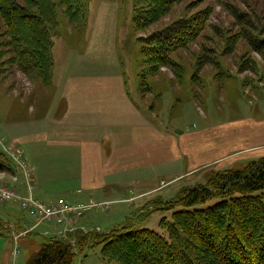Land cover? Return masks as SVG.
Wrapping results in <instances>:
<instances>
[{"label": "rangeland", "instance_id": "1", "mask_svg": "<svg viewBox=\"0 0 264 264\" xmlns=\"http://www.w3.org/2000/svg\"><path fill=\"white\" fill-rule=\"evenodd\" d=\"M79 6L84 15L80 21H68L63 9H57L56 27L52 29L54 64L48 86L13 65L3 64L9 54L0 58V150L5 155L12 151L16 156L9 172L0 171V194H8L0 195V222L4 225L0 264H26L39 244L55 235L75 238L92 228L107 233L123 226L127 218L136 229L159 231L160 219L169 218L172 210L133 217L134 210L142 207L136 204L139 199H150L146 207L157 206L155 198L167 202L181 189L205 184L214 173L240 170L264 158V0H185L175 5L152 30L199 11L207 14V19L200 35L186 49L174 53L176 66L155 72L148 71L149 65L140 52L138 38L145 33L135 32L132 26V0H83ZM2 32L0 22V43L4 41ZM1 49L6 51L5 47ZM58 75L64 79L105 75L119 82L130 99L156 122L158 130L152 134L173 135L177 156L161 162L174 164L154 166L155 174L151 176L128 175L127 180L109 185L112 189L105 192L104 201L64 198L76 208L54 223L37 208L27 215L17 206L19 194L30 196L29 186L36 198L31 168L26 163L28 182L17 157L20 154L24 161V148L33 161L30 150L34 145H26L21 136V148L6 136H13L14 126L34 125L44 116L56 118L67 110L63 90L53 87ZM143 81L150 90L144 85L141 88ZM43 126H35L32 134L43 135L39 132ZM199 145L206 150L200 156L195 149ZM35 147L44 152L46 161L61 159L65 154L45 143ZM144 147L142 153L146 152ZM217 150H223L218 158L214 157ZM124 161L120 160L122 164L133 162L130 157L129 163ZM110 162L113 166L115 160ZM54 166L57 173L63 171L59 164ZM96 196L102 198V193ZM59 198L63 197L54 200ZM35 200L46 204L54 201ZM100 249L96 246L77 254L74 264H120L102 260Z\"/></svg>", "mask_w": 264, "mask_h": 264}, {"label": "trees", "instance_id": "2", "mask_svg": "<svg viewBox=\"0 0 264 264\" xmlns=\"http://www.w3.org/2000/svg\"><path fill=\"white\" fill-rule=\"evenodd\" d=\"M82 1L0 0L4 38L0 58L10 55L3 64L48 86L57 9H63L68 21H80ZM184 1L132 0L131 23L135 32L145 33L138 40L149 72L176 66L174 53L186 49L204 27L207 14L199 11L151 29ZM143 85L150 90L145 81ZM10 169L0 150V171ZM153 202L158 205L146 207L147 202L133 217L172 210L169 218L160 219L159 231L136 229L127 218L123 226L107 233L92 230L75 238L48 239L26 264H74L77 254L96 246H101L102 260L120 264H264V158L240 170L214 173L205 184L181 189L167 202L159 198ZM3 227L0 222V233Z\"/></svg>", "mask_w": 264, "mask_h": 264}, {"label": "crops", "instance_id": "3", "mask_svg": "<svg viewBox=\"0 0 264 264\" xmlns=\"http://www.w3.org/2000/svg\"><path fill=\"white\" fill-rule=\"evenodd\" d=\"M53 87L63 90L67 110L56 118L44 116L34 125L14 126L13 136H6V140H13L20 147L21 136L27 141L26 145H34L30 150L33 161L21 148L32 171L37 199L51 201L63 197L79 202H101L105 200V192L112 189L109 185L127 180L128 175L148 173L151 176L155 174L154 166L174 164V161L161 164L177 156L173 135L152 134L158 130L156 122L130 99L119 82L105 75H72L67 79L58 75ZM35 126H43L39 132L44 134H32ZM41 143L65 154L61 159L46 161L44 152L35 147ZM143 146L144 153L141 152ZM195 149L199 156L205 150L201 145ZM222 151L217 150L214 157L218 158ZM129 157L132 163L120 162L125 159L123 163H129ZM110 159L115 160L113 166ZM53 164H59L63 171L57 173ZM98 192L102 193V198L96 196ZM147 201L139 199L136 204L143 206Z\"/></svg>", "mask_w": 264, "mask_h": 264}, {"label": "built area", "instance_id": "4", "mask_svg": "<svg viewBox=\"0 0 264 264\" xmlns=\"http://www.w3.org/2000/svg\"><path fill=\"white\" fill-rule=\"evenodd\" d=\"M8 157V159L10 160V163H12V165H14V161H16V156L12 151L8 152V155H6ZM21 162L20 164V170H22V175L25 178V181L27 180L28 182L30 181V177L28 178V173L29 170L27 168L26 165V161L24 159V161L21 159L20 154L17 156ZM32 181V178H31ZM28 190V187H27ZM30 192V196L29 197H25V195L23 196L22 194H19L16 198V203L17 206H19V208L25 212L27 215L30 214V212L37 208V210L43 214L44 218L50 222H61L62 217L65 219V217H67L70 214L71 208H76V206H70L67 204V201L64 198H59L54 200L51 204H46L43 203L41 201L35 200L36 198L34 196H32L31 193L32 189L29 186V190ZM27 191V193H28ZM1 197H5L8 194L2 193L0 194ZM35 201V202H34ZM79 207V206H78ZM48 224H51V223ZM83 232H86V230L84 228H82ZM61 234L55 235V237L59 238ZM17 240V238H15V241Z\"/></svg>", "mask_w": 264, "mask_h": 264}]
</instances>
